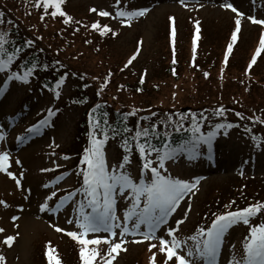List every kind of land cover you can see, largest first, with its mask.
<instances>
[{
	"label": "rangeland",
	"instance_id": "374dc122",
	"mask_svg": "<svg viewBox=\"0 0 264 264\" xmlns=\"http://www.w3.org/2000/svg\"><path fill=\"white\" fill-rule=\"evenodd\" d=\"M228 2L243 13V16L237 17L231 9L221 7L225 0H184V4H181L180 0H120L119 4L116 0H64L65 8L75 17L93 19L96 13L90 12L91 8L108 11L111 15L103 17V20L116 35L107 33L104 39L99 41V44L105 47L100 51H93L91 47H85L77 42L76 37L67 31L57 29L53 31V20L46 21L42 31V43L45 44L44 37L49 31L56 33L64 54H70L57 55L61 58L57 59L72 73H77L80 69L87 75L86 79L93 78V89L84 88L72 74L52 92L42 90L39 76H28L27 83L17 80L14 76L11 80L14 84L0 100V134L4 136V139L0 140V152L8 153L10 161L8 171L21 180V187L18 188L14 179L6 172H0V200L7 204V207L0 204V228L4 229L0 232V255L5 257L3 264H44L47 259L44 254L49 247L56 250L62 264H82L77 249L79 246L75 245L73 239L67 235L69 231H81L75 223H68L69 219L74 221L78 216L79 205L83 202L79 193H75L59 208L56 207L54 196L46 200L51 193L55 192L56 195L77 185L79 181V162L76 156L79 143H75V137L83 108L73 101L77 100L80 94L93 97L95 100V88H101L103 95L108 97L107 100L132 114L126 118L130 132L137 129L135 119L139 114L142 115L141 125L147 127L155 125L159 129L158 120H162L169 113L165 108L170 105L175 106L172 101L177 104L183 101L191 103L192 98L197 95L191 94L189 89L191 86L195 87L194 83L199 81L197 74L193 76V73L190 81L181 78L178 81L180 83L176 85V82L173 83V80L168 79L165 69L168 63L167 33L171 21L174 23L178 56H181L178 69L182 73L186 71L183 62L191 33V23L197 24V29L204 36L201 43L204 50L209 51L213 48L214 54L209 57L211 67L208 82L203 80L199 82L200 85L205 86L209 101L220 99L224 109L221 110L222 113L208 110L202 115L195 116L200 121L201 133L206 135L209 131L217 132L211 147L214 152L213 166L208 160L204 162L203 158L209 148L203 143L196 148L194 158L189 159L188 153L179 154V159L166 162L165 175L190 183L199 180V183L193 190L194 194L190 193L180 202L176 212L168 218L166 225L161 226L157 235L170 240L171 237L166 235L168 228H176V221L183 219L184 222L179 225L174 235L183 242L181 254L186 252L187 248L195 243L190 237L197 234V229L201 228L200 222L202 221L203 226L206 227L207 221L212 216L210 208H204L202 202L205 200L206 203L216 196L217 199L212 201V205L215 209H219V202L222 203L223 200L228 202L233 198L230 194L240 187V180L238 181L240 178L245 179L244 184L241 185L244 189L256 194H251L253 197L263 199L264 181H261L264 180V122H262L264 121V51L259 55L256 62L258 65L254 68L257 74H255V83L245 80L246 74L243 70L251 48L257 43L259 30L264 31V27L252 23L248 17L264 20V0H228ZM140 9L147 11L142 16L130 20L128 17L116 15L118 11L132 12ZM235 18L241 21L240 31L232 53L226 61V75L223 76L220 75L219 70V59H221L219 52ZM26 21L30 23L32 19L26 17ZM31 25L27 31L34 34ZM20 29L24 31L21 27ZM76 43L78 51H73L72 48ZM135 47L139 48L137 57L124 72H120L117 65L125 56L131 54ZM54 55L49 51V56ZM142 69H146V78L141 91L137 93L135 89L138 85L135 78L144 71ZM13 73L19 75L14 66L7 71H0V86L7 76ZM217 75L220 77L219 83ZM259 82H263L261 89L257 87ZM205 83H209L211 89L207 90L208 85ZM215 90L222 93L218 95ZM25 100L29 103L28 109L26 105L20 107ZM200 103L199 99L195 105ZM49 109L56 111L54 119L41 128L38 134L25 137L23 142L18 141L17 137H22L25 133L23 127L35 122ZM18 111L25 114L21 115L23 116L21 121L14 125L11 118ZM237 113L241 115L238 116ZM171 115L173 118L177 117L172 112ZM168 123H171V118ZM217 124L233 126L217 130ZM123 155L117 141H111L104 147L105 160L110 170L119 165ZM150 158L155 162V155ZM17 160L20 161L19 164L16 163ZM130 160L131 163L126 166V171L135 182H138L140 164L136 153H130ZM56 175L61 177L55 181ZM150 178V172H146V181ZM252 179H258L259 183L253 184L250 182ZM130 199V197L121 198L119 193L116 194V215L121 220L124 211L130 206ZM45 202L47 207L41 212L40 205ZM186 211L187 216H185ZM13 216L18 219L13 221ZM261 223H264V211L251 217L249 225L239 222L230 227L217 253L216 264H229L233 257L238 259L237 254L241 253V242L244 236L246 237L247 230L250 226ZM56 227L64 231L57 232ZM143 230L141 226V231ZM115 231L119 232V229ZM8 235L15 237L10 247L3 243ZM108 236V233L100 232L89 233L86 238ZM125 240L126 243L122 247L126 248V251H120L112 264H150L152 252L157 250L149 251V244H158L157 240H143L139 235H128ZM134 240L140 242L134 243ZM97 247L98 252H107V244L102 242ZM163 260L164 254L157 252L156 264H162ZM98 261H100L99 255L93 264H97ZM197 264L204 262L199 260Z\"/></svg>",
	"mask_w": 264,
	"mask_h": 264
},
{
	"label": "snow or ice",
	"instance_id": "6c2138e0",
	"mask_svg": "<svg viewBox=\"0 0 264 264\" xmlns=\"http://www.w3.org/2000/svg\"><path fill=\"white\" fill-rule=\"evenodd\" d=\"M120 0H116L119 4ZM64 0H36V6L42 7L44 15H50L55 18L57 15L63 18L64 24L72 22V17L68 16L62 10V4ZM181 4H184V0H180ZM226 9H231L236 13L237 17L243 16L228 0L221 5ZM51 10V11H49ZM91 12L96 13L101 17H108L111 14L108 11H98L96 8H91ZM147 9H140L132 12L118 11L117 16L128 17L132 19L136 16H142ZM3 13H0V17ZM44 16H41L43 19ZM172 19V18H170ZM248 19L258 25H264V20L256 19L255 17H248ZM2 22V21H0ZM79 23V21H76ZM236 28L231 34V43L227 45L225 52V61L228 60V55L233 49V44L238 39V32L240 31L241 21L239 18L235 20ZM130 26V25H129ZM93 30L99 31L101 36H105L111 32L112 35L116 33L108 25H100L99 21L93 22L91 25ZM199 31V29H197ZM174 35V32H173ZM196 39L193 38V53L196 51ZM3 41V35H0V42ZM31 43V42H29ZM260 46L256 48L255 54L251 57V61L248 65V69H251L253 64L256 63L257 57L264 51V33L261 34ZM2 43H0V50H2ZM137 53H134L126 62L125 67L130 65L135 60ZM12 55H9L7 61L0 60V71H3L5 66L12 62ZM32 69H29L23 76L13 73L9 75L8 79L11 80L15 76L17 80L28 82V76L31 74ZM207 75V74H206ZM64 77H61L57 82V86L63 82ZM143 77H141V83ZM103 87V85H102ZM140 91V89H137ZM4 90L0 89V95H3ZM59 93H57V96ZM51 109L48 110V116L53 115ZM219 114V113H218ZM237 115H241L237 113ZM264 122V121H262ZM48 123V119L45 118L38 122L37 125L30 126L26 130V135L30 136L40 132V127ZM99 126L98 124L96 125ZM231 124H217L216 129L231 128ZM155 128V125L152 126ZM183 125L178 126L175 130L180 131ZM127 131V129H125ZM195 143L191 141L179 144L175 148L170 147L167 142L163 148H157L147 142L140 143L139 138L141 136L148 135V129L137 130L134 139L137 141L136 150L138 151L139 158L142 161V167L140 172L139 181L135 182L130 174L126 171V166L131 163L130 151L131 147L128 141L125 140L121 147L124 149L125 154L122 156L121 162L118 166H115L110 170L107 166L104 153L102 151L103 145L107 140V134L105 132L104 139L91 138V147L85 148L84 155L82 157V163L86 165V169L82 170L83 187L77 191H83L87 199V204L83 202L79 205L78 216L73 221L68 220V223H75L78 229L81 231H69L67 235L76 241L81 247L79 249L80 259L82 264H93L96 257L100 256V261L97 264H112L116 259V255L120 251H126L122 245L126 243L125 237L128 235H139L143 240H157L158 244H149V251L156 249V252H152L150 258V264H156L157 252L164 254V260L162 264H197V261L203 260L204 264H216L217 253L220 250L223 238L230 227L242 222L245 225H249L250 218L260 213L264 209V203L258 202L255 205H249L243 209H237L234 211H227L225 213L214 215V219L211 221L210 226L206 228H198L197 234L190 237L195 243L192 247H188L186 252H181L182 241L178 240L174 233L178 231V227L184 221L183 219L176 221V228H168L167 239L164 236L157 235L158 229L162 225H166L168 218L176 212L180 202L184 200L190 193L194 194L193 190L196 189L199 180L190 183L179 178H173L169 175H165L167 169L165 167L166 161L179 159V153H188L189 159L194 158L196 148L200 143L206 144L211 150L212 140L217 135L216 131H209L206 135L201 133L199 126L196 125V121L193 120V127L191 129ZM200 133V135H196ZM167 135V134H166ZM91 137V134H90ZM3 134H0V140H3ZM24 137H17V140L23 142ZM255 139V137L253 138ZM152 153H155V162L150 158ZM20 163L19 160L16 161ZM155 164V166H154ZM10 167L9 155L7 152H0V172H6L7 175L15 180L16 186L21 187V180L8 171ZM119 169V170H117ZM42 171H49L48 169H42ZM146 172H150V180L145 179ZM47 187V185H45ZM119 193L121 198L130 199V206L124 211L123 219L116 215V194ZM75 193H68L64 197H61L58 204L59 208L65 200L73 196ZM55 196V192L51 193V196L47 199H51ZM0 204L7 207V204L0 200ZM47 207L46 202L40 205V211H45ZM85 207L91 209L86 212ZM187 216V211L185 212ZM18 219L13 216L12 220ZM131 222V224H130ZM141 226L144 230L141 231ZM119 229V232L115 231ZM4 229L0 228V232ZM55 231H64L60 227H56ZM108 233V237L88 239L89 233ZM116 238V239H110ZM15 240V237L8 235L3 243L7 246H11ZM107 244V252H98L96 248L89 249V245H100L101 243ZM138 243L140 241H133ZM50 245V242H49ZM243 256L239 259L233 257V260L229 261V264H264V223L260 225L250 226L249 236L246 237L243 244ZM48 259V264H62L60 258L56 254V250L49 247L45 252ZM5 257L0 255V264H3Z\"/></svg>",
	"mask_w": 264,
	"mask_h": 264
},
{
	"label": "trees",
	"instance_id": "16d2710c",
	"mask_svg": "<svg viewBox=\"0 0 264 264\" xmlns=\"http://www.w3.org/2000/svg\"><path fill=\"white\" fill-rule=\"evenodd\" d=\"M25 11V13H24ZM0 13H3V16L0 17V35H3V41L2 43L3 47L2 50H0V60L7 61V58L9 55H12V62L17 63L19 68L23 71H28L29 69H32V72L34 71H40L44 74L50 73V67L45 60V58H50L49 51H51L54 56H52L55 60L53 62L54 65H57L55 63H61L58 61L57 58H60L57 55L64 54L63 48L60 45L58 35L54 32H48L46 34V42L45 44L42 43L43 39V29L44 25L46 24L47 19H49V15H44V11L42 7L36 6V0H0ZM24 13V15H23ZM44 16L43 19H41V16ZM38 19H36V17ZM26 17H30L32 21L30 23H27ZM31 25L32 29L35 31L34 34H31L28 30L29 25ZM20 27L24 30L22 31ZM236 25L232 23L230 25V28L228 30V33L226 35V39L224 41V46L222 48V57L220 56V75L225 76V68H226V61H224L225 52L227 50V45L231 43V34L235 30ZM57 30H65L68 33H70L72 36V29L70 26H67L63 24V19H60V25L58 26ZM30 33V34H29ZM77 39V42L81 43L85 47H91L90 43L86 38L77 37L74 36ZM224 39V38H223ZM31 42V43H29ZM92 48V47H91ZM73 51H78L77 49V43L74 48H72ZM213 50V48H211ZM94 51V49L92 48ZM72 51V52H73ZM169 52V49H168ZM210 54V52H209ZM70 54H67L65 56H68ZM193 57L196 61V63H191L189 61V58ZM83 58V57H82ZM61 59V58H60ZM126 61V58H124L119 65H117V69L120 72L122 71L123 64ZM248 65L251 61V57L248 58ZM181 62V60L179 61ZM179 62H176V60L171 57V74L172 79L171 81L174 83L176 82V85H178V82L181 78L183 79H190L192 80V75L195 76L197 74V77H199V81L203 80L208 82V77L210 75L209 69L211 67V60L208 61L203 60V55L200 53V49L196 48L195 53L190 54L188 56V60H184L183 64L186 65V71L182 73H178V66ZM247 66V63H246ZM243 70L245 75V80L252 81V84L255 83L254 81L256 79L255 72L251 70H247L248 66ZM247 70V71H246ZM207 74V75H206ZM257 75V74H256ZM58 71H55L52 75V79L50 83L55 82L58 80ZM49 77L44 76V82L47 83ZM197 81L196 84L194 83V86H191L189 91L192 94L199 95L200 91L205 90V86L200 85L201 82ZM220 77L217 75V82L219 83ZM93 81H91L92 83ZM260 83V82H259ZM93 84V83H92ZM208 85L207 88H211L209 83H205ZM200 85V86H199ZM180 87V86H179ZM254 88H256L255 85H253ZM259 89H261V86L257 85ZM182 88V87H180ZM101 88H96L98 92H102L99 90ZM257 89V88H256ZM217 90V89H216ZM204 94V93H203ZM196 97V96H195ZM78 101L81 103L83 100L78 99ZM85 105V102L81 103ZM88 105V104H87ZM122 112L115 114L112 118V114L110 112H107L105 110V105L102 103H96L92 106H90L87 109V106L85 107V110L81 114V119L79 123V127L81 130V137L83 139L82 142V150L84 153L85 148L91 147L90 139L96 138V136H104L105 132L108 135L114 136L117 134H125L124 125L120 122V118L122 117ZM99 125L98 127L96 125ZM91 134V137H90ZM87 136V137H86ZM153 134L152 131H148V135L141 136L139 138L140 143H152ZM185 139V134H173L168 139L165 140L164 137H158L154 138L153 145L155 146H161L162 144H165V142L170 143L171 146H177V143L182 142ZM137 142V141H136ZM84 169H86V165L84 164ZM243 183L240 182V187L237 188V190L233 191V194H230V196H233L228 202H224L222 207L220 208V212L225 213L227 211H234L237 209H243L249 205H255L258 202L264 203V200H260L259 197L254 196L256 194H253V192L247 191L244 189L241 185ZM255 192V191H254ZM253 194V195H251ZM216 198V197H215ZM204 208L206 209L208 207H211L212 202L205 203L203 202ZM213 214L217 213L213 210L211 220H213L215 217ZM210 220V221H211ZM202 223V221H201Z\"/></svg>",
	"mask_w": 264,
	"mask_h": 264
}]
</instances>
